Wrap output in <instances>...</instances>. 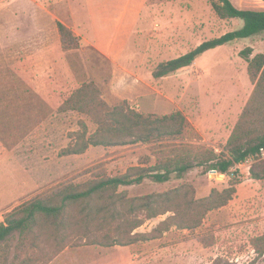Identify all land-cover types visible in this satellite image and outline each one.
Instances as JSON below:
<instances>
[{
    "label": "rangeland",
    "instance_id": "rangeland-1",
    "mask_svg": "<svg viewBox=\"0 0 264 264\" xmlns=\"http://www.w3.org/2000/svg\"><path fill=\"white\" fill-rule=\"evenodd\" d=\"M232 2L244 9H264L257 0L248 5ZM85 3L0 0V141L14 155L15 185L25 186L11 209L53 193L62 183L155 165L158 159L172 157L179 143L203 144L220 152L254 89L241 51L250 46L251 56L264 53V32L210 49L187 68L154 76L160 63L243 26L241 18H220L212 0H146L118 57L107 56L94 45L85 24ZM58 21L70 25L77 46L66 48ZM88 82L99 87L110 106L126 101L144 114L181 112L191 124L187 137L90 146L83 154L61 155L83 123L88 126L87 137L97 129L88 114L60 108ZM207 169L195 166L183 178L160 183L147 177L140 184L119 188L128 197H141L180 187L183 194L199 199L213 189L218 195L234 185L236 192L228 204L209 212L199 227L164 226L154 232L158 237H142L130 245L67 247L54 264H264V253L256 245L264 243V161L251 173L248 167L229 173ZM172 214L147 219L134 233H152ZM19 236L14 232L2 247L0 263L6 255L8 261L13 259Z\"/></svg>",
    "mask_w": 264,
    "mask_h": 264
},
{
    "label": "trees",
    "instance_id": "trees-1",
    "mask_svg": "<svg viewBox=\"0 0 264 264\" xmlns=\"http://www.w3.org/2000/svg\"><path fill=\"white\" fill-rule=\"evenodd\" d=\"M212 6L222 19H243V26L205 40L185 54L160 63L154 71L156 78L191 66L210 49L264 32V9L239 8L232 0H212ZM57 27L66 48L78 45L77 37L66 24L58 21ZM69 38L74 40L73 44L68 41ZM252 53L250 46L241 51L248 61V73L254 89L220 152L203 144L179 143L175 145L176 153L172 157L158 159L155 165L132 166L127 172L114 176L97 173L85 182L62 183L45 197L21 202L0 222V251L8 245L14 232L18 231L20 235L13 259L8 261L6 255L0 264H49L71 246L112 247L134 244L142 237L143 240L154 239L158 237L154 232L164 226L197 228L209 212L225 207L236 192L234 185L218 195V191L213 189L209 196L199 199L183 194L180 187L141 197H128L119 192V188L140 184L147 177L160 183L173 177L183 178L195 166H207V171L229 173L237 163L264 147V53L251 56ZM60 108L84 112L97 124L94 133L87 137L88 126L83 123L82 131L72 137L74 142L63 149L61 155L83 154L90 146L177 140L187 137V130L191 127L181 112L144 114L132 109L126 101L122 105L110 106L93 82L84 83L76 89L62 101ZM168 212L173 214L152 233H134L147 219ZM256 245L260 254L264 253V243Z\"/></svg>",
    "mask_w": 264,
    "mask_h": 264
},
{
    "label": "crops",
    "instance_id": "crops-1",
    "mask_svg": "<svg viewBox=\"0 0 264 264\" xmlns=\"http://www.w3.org/2000/svg\"><path fill=\"white\" fill-rule=\"evenodd\" d=\"M240 1H242L241 5L254 2V0ZM257 1L264 3V0ZM85 2L87 13L85 24H88L91 30L94 45L107 56H120L136 27L137 14L146 0H85ZM13 159L12 151L0 141V222L4 220L5 213L13 207L15 199L25 191L24 185L17 187L13 180ZM66 249L49 264H54Z\"/></svg>",
    "mask_w": 264,
    "mask_h": 264
},
{
    "label": "built area",
    "instance_id": "built-area-1",
    "mask_svg": "<svg viewBox=\"0 0 264 264\" xmlns=\"http://www.w3.org/2000/svg\"><path fill=\"white\" fill-rule=\"evenodd\" d=\"M264 161V147H261L255 154L250 155L245 161L237 163L235 171H242V167H248V172L251 173L252 168H255L258 163Z\"/></svg>",
    "mask_w": 264,
    "mask_h": 264
}]
</instances>
